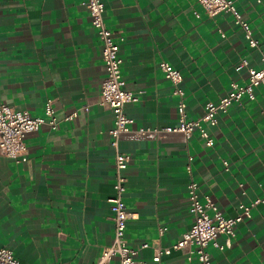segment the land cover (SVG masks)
<instances>
[{"label": "crops", "instance_id": "obj_1", "mask_svg": "<svg viewBox=\"0 0 264 264\" xmlns=\"http://www.w3.org/2000/svg\"><path fill=\"white\" fill-rule=\"evenodd\" d=\"M233 1L257 48L248 45L231 14L210 18L197 0L106 1L104 19L120 43L126 89L138 98L124 109L134 121L132 131L178 122V98L162 62L183 75L190 121L231 84H247L248 68L237 70L242 61L261 67L264 2ZM85 2L0 0V104L42 117L51 101L58 121L56 130L44 126L27 136V162L0 156V249L12 251L21 264H95L114 238V116L102 103L103 45ZM254 94L206 127L211 147L198 133L188 142L165 134L120 141L131 158L123 199L136 215L126 239L138 250L137 261L151 262L156 248L172 246L190 230L187 186L193 180L202 201L210 198L227 218L239 214L240 204L262 201L238 225L230 247L208 248L212 264H264V87ZM226 241L217 239L221 246ZM160 264L197 262L178 251Z\"/></svg>", "mask_w": 264, "mask_h": 264}, {"label": "built area", "instance_id": "obj_2", "mask_svg": "<svg viewBox=\"0 0 264 264\" xmlns=\"http://www.w3.org/2000/svg\"><path fill=\"white\" fill-rule=\"evenodd\" d=\"M106 1L86 0L85 2L90 14L91 26L95 29L97 37L103 45L102 58L106 78L101 86L102 103L110 107L114 116V127L110 131L112 138L110 145L115 151L116 181L113 186L115 195L109 199L114 238L112 244L103 250L95 264H112L114 259H117L115 264H160L164 257L178 251L185 252L188 261H192L194 257L197 264H212L208 248L212 245L223 251L230 247L238 225L244 220L250 219L252 210L262 201L255 200L249 205L240 204L239 214L234 218H227L210 198L206 197L202 201L198 184L191 180L187 186L190 214L194 219L190 230L172 246L156 248L151 262L137 261L138 250L131 248L126 239L127 223L133 220L136 215L127 210L123 199L127 184L124 172L127 170L131 158L121 152L120 141L124 138L132 141H151L165 134L179 135L185 142H188L195 133H198L206 141V145L211 147L213 140L206 127L216 126L218 118L227 114L231 106L241 105L244 97L254 100V90L264 87V57L261 59L259 69H252L249 67L248 61H242L237 70L248 68L247 84L245 86L231 84L226 95L216 103H207L203 116L195 121H190L187 118L185 92L182 88L183 75L170 64L162 62L159 68L172 85V95L178 98V122L174 126L165 128L147 127L132 131L131 125L134 121L125 114L124 109L128 104L137 103L138 98L126 89V83L122 76L123 60L120 57V43L114 38V33L108 28L104 19ZM257 2L263 3L264 0H257ZM197 3L210 18L220 14H231L235 18L236 24L244 31L248 45L251 48L258 47L259 42L253 38L249 24L243 20L233 0H197ZM83 110L87 111V106H84ZM76 117L77 113H74L66 120L72 121ZM44 126H49L52 130H56L58 127L51 101L45 104L42 117H32L27 112L0 104V156L13 159L16 163L27 162L26 138L29 134L39 132ZM192 162L193 158L190 157L186 168L189 174L192 172ZM225 166L228 164L225 163ZM164 231V229L160 230L161 233ZM219 236H226L227 241L224 246L217 243ZM146 248H148V244L141 246V249ZM0 264L21 263L14 257L12 251L0 249Z\"/></svg>", "mask_w": 264, "mask_h": 264}]
</instances>
